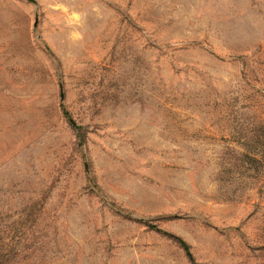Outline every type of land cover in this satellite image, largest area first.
I'll return each instance as SVG.
<instances>
[{"label": "rangeland", "instance_id": "rangeland-1", "mask_svg": "<svg viewBox=\"0 0 264 264\" xmlns=\"http://www.w3.org/2000/svg\"><path fill=\"white\" fill-rule=\"evenodd\" d=\"M264 264V0H0V264Z\"/></svg>", "mask_w": 264, "mask_h": 264}, {"label": "trees", "instance_id": "trees-1", "mask_svg": "<svg viewBox=\"0 0 264 264\" xmlns=\"http://www.w3.org/2000/svg\"><path fill=\"white\" fill-rule=\"evenodd\" d=\"M182 246H183L184 249L186 250V252H187L189 258L191 259L192 264H194V260H193V258H192V254H191V252H190L188 246L186 245V243L182 242Z\"/></svg>", "mask_w": 264, "mask_h": 264}]
</instances>
